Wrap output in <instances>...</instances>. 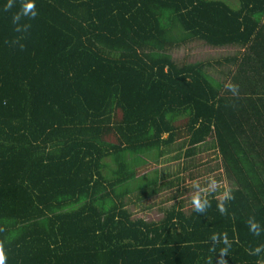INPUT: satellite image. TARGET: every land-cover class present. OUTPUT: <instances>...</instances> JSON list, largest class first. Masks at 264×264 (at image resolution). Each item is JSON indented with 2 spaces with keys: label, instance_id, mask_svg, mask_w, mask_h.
Returning a JSON list of instances; mask_svg holds the SVG:
<instances>
[{
  "label": "trees",
  "instance_id": "obj_1",
  "mask_svg": "<svg viewBox=\"0 0 264 264\" xmlns=\"http://www.w3.org/2000/svg\"><path fill=\"white\" fill-rule=\"evenodd\" d=\"M27 2L0 0L6 264H218L225 232L264 259V0H34L16 32Z\"/></svg>",
  "mask_w": 264,
  "mask_h": 264
},
{
  "label": "clouds",
  "instance_id": "obj_2",
  "mask_svg": "<svg viewBox=\"0 0 264 264\" xmlns=\"http://www.w3.org/2000/svg\"><path fill=\"white\" fill-rule=\"evenodd\" d=\"M13 7V0H8L7 5L5 6V11L10 10ZM36 11V5L34 3V0H29V2L24 3L22 5V10L18 13H16L13 16V24L16 25L15 31H20V21L22 17H28L29 19H34L37 16ZM29 27L31 25L27 24ZM7 43V41H6ZM24 45H21V50H23ZM224 88L232 93V96L235 98L240 97V91H239V85L234 84L229 79L228 82L224 84ZM219 182L212 178H208L207 186L201 187L198 180L192 181V187L193 189H196L194 194L191 196V205L193 209L196 212H203L205 208L210 207V201L207 199L208 194L216 192L219 188ZM203 193V196H202ZM218 204L217 208L221 215H228L227 208L225 206L226 201H231L235 199V196L233 195L232 189L225 186L224 190L220 195L217 197ZM247 224L249 226V231L252 232L254 235L259 236L261 234L260 224L255 220V217H250L247 221ZM210 240L212 242V247L210 248L211 252L216 251V245L217 244H223L224 247L220 248L219 250V256L220 259L218 260V264H226V261L223 259V257L228 256L229 250L232 247V241L228 239L227 233H218L213 234L210 237ZM264 252V245L256 246L254 249H251L248 254L252 256H260V254ZM7 262V256L4 251V244L0 242V264H6ZM207 264H211V257L208 259ZM256 264H264V259H258L256 261Z\"/></svg>",
  "mask_w": 264,
  "mask_h": 264
},
{
  "label": "rangeland",
  "instance_id": "obj_3",
  "mask_svg": "<svg viewBox=\"0 0 264 264\" xmlns=\"http://www.w3.org/2000/svg\"><path fill=\"white\" fill-rule=\"evenodd\" d=\"M229 3H234L235 2V0H227ZM198 47H201V45H199V44H197V45H195V46H193V47H189V48H187V49H183V48H180V49H178V51H180V52H184L185 54H191L192 56H199L200 55V52H199V49L200 48H198ZM188 49H191V51L189 50V52L187 51ZM174 152V151H173ZM206 156H205V154L203 155V157H202V159H204ZM169 166V165H168ZM200 175H202V174H200ZM214 176V174H211V175H209V176H207L206 177V179H208L209 177H213ZM205 179V180H206ZM196 180H198V182H199V184L200 183H203V181H202V179L201 178H197Z\"/></svg>",
  "mask_w": 264,
  "mask_h": 264
},
{
  "label": "crops",
  "instance_id": "obj_4",
  "mask_svg": "<svg viewBox=\"0 0 264 264\" xmlns=\"http://www.w3.org/2000/svg\"><path fill=\"white\" fill-rule=\"evenodd\" d=\"M225 1H227V0H225Z\"/></svg>",
  "mask_w": 264,
  "mask_h": 264
}]
</instances>
